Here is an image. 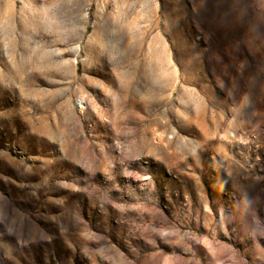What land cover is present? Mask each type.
I'll list each match as a JSON object with an SVG mask.
<instances>
[{
	"label": "rangeland",
	"instance_id": "1",
	"mask_svg": "<svg viewBox=\"0 0 264 264\" xmlns=\"http://www.w3.org/2000/svg\"><path fill=\"white\" fill-rule=\"evenodd\" d=\"M0 264H264V0H0Z\"/></svg>",
	"mask_w": 264,
	"mask_h": 264
}]
</instances>
